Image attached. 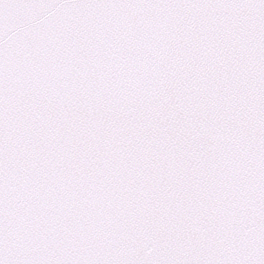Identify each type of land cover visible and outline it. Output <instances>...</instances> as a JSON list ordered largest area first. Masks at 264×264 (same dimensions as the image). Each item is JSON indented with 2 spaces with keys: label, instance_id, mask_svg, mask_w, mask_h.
<instances>
[{
  "label": "snow or ice",
  "instance_id": "obj_1",
  "mask_svg": "<svg viewBox=\"0 0 264 264\" xmlns=\"http://www.w3.org/2000/svg\"><path fill=\"white\" fill-rule=\"evenodd\" d=\"M0 264H264V0H0Z\"/></svg>",
  "mask_w": 264,
  "mask_h": 264
}]
</instances>
